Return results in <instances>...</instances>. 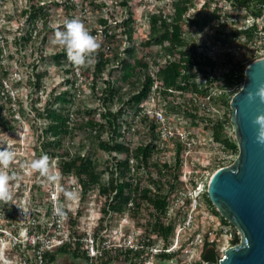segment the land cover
Masks as SVG:
<instances>
[{
	"label": "trees",
	"instance_id": "trees-1",
	"mask_svg": "<svg viewBox=\"0 0 264 264\" xmlns=\"http://www.w3.org/2000/svg\"><path fill=\"white\" fill-rule=\"evenodd\" d=\"M191 2L192 0H175L173 13H165L162 7L148 12L150 31L148 39L141 43L144 47L142 51L138 50L134 38L133 23L136 19L131 11L127 18L116 22L114 26L111 22L116 19L103 15L99 17V26L107 31V38L104 41L109 45L107 47L108 45L101 43L96 62L90 66L94 72L91 88L98 91V96L104 104V110L100 112L99 117L93 116L96 108L77 110L73 108L76 93L72 91L75 82L71 78L66 82L67 84L73 82L72 88L58 91V87H53L47 95L43 109H38L36 103L40 100L42 81L48 72L37 71L34 66L29 76L28 86L38 94L32 98V108L36 111L37 117L44 121L42 135L38 136L40 153L48 155L51 159L58 158L61 172L64 175L72 174L78 179L82 198L98 188L100 194L105 197L100 230L105 228L106 217L112 213L126 211L132 212L134 216H140V219L144 220L141 224L146 232L157 235L166 243L175 230V223L167 213L169 198L181 180L178 168L183 164L184 143L175 140L177 148L173 160L161 162L158 159V155L166 150V147L162 145L164 143L158 130V122L144 113L143 105L153 93V87L157 82L159 84L155 92L161 97V105L167 114H184L194 126L204 124L205 128L212 132L213 140L219 143L225 152L230 151L235 156L239 154L237 139L230 136V131H234V125L231 121L230 106L233 96L229 89L236 87L239 91L242 88L245 68L240 56L245 57L248 53L243 52L240 55V51L225 52L220 53L217 58H212L206 53L204 44L198 40L200 33L206 28L213 30L214 39L224 38V44L237 37L254 39L258 26L245 30L228 21H217L225 3H228L233 11L246 7L255 14H260L262 11L257 10V4L264 0H207L204 7L194 15L188 13L192 6ZM122 4L128 5V1H123ZM44 8V5L32 4L24 11L25 14L29 13L27 20L32 24L39 20L40 13H44L45 20L40 34L47 33L50 28L48 13L44 12ZM36 26L37 24L27 35L19 37L16 43L30 41ZM98 29L93 28L90 33L94 35ZM44 38H47V34ZM114 42L121 45L128 42L129 45L113 55ZM154 47L159 49L155 51ZM3 52V46L0 44V130H8L16 125V111L24 113L25 110L21 99H16L20 105L19 109H16L17 103H14L13 97L6 91L5 80L8 78V72L2 67ZM53 58L57 64L69 63L70 68L66 71L76 75V67L67 60L64 49L57 51ZM109 68L111 77L104 79L102 74ZM113 68L120 69L121 74L117 79L112 78ZM102 79L105 80V85L98 90V81ZM21 82L19 79L18 84ZM220 89L223 90L221 93L213 94V90ZM33 92L31 91V96L36 94ZM192 93L202 97L211 95L209 102L216 110L204 111L194 102ZM111 103L120 105L117 109H112ZM81 130L86 134L75 152L61 151L65 139L68 136L75 138ZM140 132L144 140L134 141L133 135ZM93 142H97L98 147L108 153L106 169H101L91 154L83 151ZM107 172L108 179H104ZM204 200L211 205L223 223L234 228L235 234L231 239V245L238 244L239 231L218 212L210 200L207 189L204 191ZM145 208L146 216L143 213ZM76 221L73 219L74 224ZM59 254H71L89 264L87 256L80 252V243L75 249L65 244L56 252L46 251L44 256L51 264L57 260ZM109 254L107 251L105 261L99 264H113ZM171 256L163 254L158 260L164 258L172 260ZM202 258L203 262H218L213 243H206ZM125 259L128 261L129 257L126 256Z\"/></svg>",
	"mask_w": 264,
	"mask_h": 264
},
{
	"label": "rangeland",
	"instance_id": "rangeland-1",
	"mask_svg": "<svg viewBox=\"0 0 264 264\" xmlns=\"http://www.w3.org/2000/svg\"><path fill=\"white\" fill-rule=\"evenodd\" d=\"M94 1V2H93ZM123 1H128V5H123ZM175 0H0V38L5 40V43H1L3 46V65L4 70L8 72L6 90L13 97L14 103H17L16 109H19L20 105L16 99H21L25 112L16 111L15 127L13 129L0 130V141L11 144L17 152L16 160L11 165L9 171L15 172L19 179L13 182V200L8 204L0 203V264H18L25 254L29 258L35 254L33 246H27L26 240L29 239V227L28 222L32 220V217H36L41 223L47 224L48 235L57 236L58 232L51 226L52 217L48 212L50 203L53 197L57 195H63L64 191H74L76 193V199L73 201H67L63 195L64 205L69 207L73 211H81L77 216L79 219L80 227L82 230L95 228L98 223L101 224L102 208L105 203V197L100 194L98 188L90 192L85 198H81V189L79 181L74 175H64L59 166L58 158H50V166L56 175L60 177L56 183H49L41 177L38 173L27 171L23 165L26 161L37 159L43 154L40 153L39 144L40 140L38 136L43 131L44 121L42 118L37 117L36 111L32 108V98L37 97L38 94L35 90H32L28 86L29 76L33 72L34 66L37 71H47L48 74L42 81V89L39 92L40 100L36 103L38 109H43L46 104L47 95L53 87H58V91H63L66 88H72V83L67 84L69 78L75 82L72 91L76 93V101L74 103V109H85L87 107L96 108V112L93 116L99 117L100 112L104 110V104L102 99L99 98L98 91L92 90L91 83L94 78V72L92 67L76 69V75L72 72H67V68H70L69 63L57 64L54 61L53 55L62 50L59 46L51 43L54 38L56 30H64V22L73 18L80 19L89 31L93 28H103L99 26L98 19L101 15L106 17H112L116 19L111 22L112 26L116 25V22L125 19L129 15V11L132 12L136 21L133 23L135 29L134 38L138 46V50L144 49L141 43L148 39L149 35V22L148 12L155 10L157 7H162L165 13H173ZM93 2V3H92ZM205 0H192L188 13L194 15V13L200 11L204 7ZM103 3L106 5L104 6ZM34 5H44V12L48 13V24L50 28L47 33L40 34L39 31L42 28V23L45 20L44 13H40L39 20L32 24L28 21L29 13L25 14V9ZM97 4V5H96ZM214 7V5H213ZM33 31V38L26 42L16 43V40L20 35H27L28 31L35 27ZM185 28V24H183ZM120 32V28H118ZM47 34V38L44 36ZM100 43L107 45L103 38H98ZM221 42L224 38H219ZM228 41V40H227ZM26 42V43H25ZM238 43V42H236ZM240 43H243L242 41ZM129 43L124 45L114 42L112 45L113 55L118 50H123L128 47ZM149 48H145L148 50ZM159 47H154V50H158ZM239 49V48H238ZM241 53H248L247 56L242 57L243 67H246L255 59L260 58V54L254 49L249 48L245 43L241 45V49L238 50ZM152 59V58H151ZM80 72V75L78 72ZM1 72V68H0ZM110 68L103 72L104 79L110 78ZM112 78L117 79L121 74L119 68H113ZM19 79L22 80L18 84ZM105 85V80L98 81V90H101ZM75 87V88H74ZM31 91H34V96L30 95ZM229 93L233 96L238 89L232 87L229 89ZM120 104L111 103L112 109H117ZM147 107L163 108L165 113L167 111L161 105L160 98L154 97L146 99L143 102ZM169 120L172 121V130L176 133L182 130H190L191 138L194 143L190 149L184 148L183 150V164L178 168L181 177L186 174H191L193 179H197L204 189H207L209 181L212 175L219 169L220 166H226L233 163L237 157L232 152H225L223 148L213 140L212 132L205 128L204 124L194 126L191 124L189 117L184 114H167ZM81 121V119L79 120ZM86 132L80 131V134L75 138L68 136L64 141V148L61 151L75 152L76 148L80 145ZM134 141H143L142 133H135ZM230 136L236 137L233 130L230 131ZM107 137V135H105ZM163 146L166 150L158 155V159L161 162L165 160H173V156L176 151V138H171L166 141L162 138ZM185 146V145H184ZM86 153H90L94 161L100 164L101 169H106L108 153L98 147L97 142L90 143L83 150ZM109 173L105 174L104 179H108ZM194 181V180H193ZM192 181V182H193ZM186 184L191 186V183H185L180 180L175 188L186 187ZM204 191L201 201L203 203L202 213L198 218L201 222L202 232L216 233L215 237L212 236L213 245L216 247L218 255V261L225 255V250L231 246L232 237L230 234H225L222 229H216L218 221L221 218L212 210L211 205L207 204L204 200ZM174 192V194H175ZM173 193V192H172ZM174 194H171L173 199ZM173 195V196H172ZM181 203V202H180ZM184 207V204H183ZM185 208V207H184ZM183 208V209H184ZM146 208L143 210L145 216L147 215ZM50 211V210H49ZM71 212V213H72ZM142 217V216H141ZM144 220L140 219V216H134L132 212L126 211L124 213H112L111 216L106 217L105 236L107 240H110L113 244H118L120 239L125 233H131L135 229L137 231L144 230L141 223ZM26 223V224H25ZM79 229V232L82 231ZM4 232H3V231ZM66 230V229H65ZM232 236L234 237L235 230L231 227ZM189 232H192L189 230ZM209 236V234H208ZM21 238L22 242L13 248V243ZM74 248V247H73ZM58 251V250H56ZM109 257L112 260L124 259L122 253H115V247H111L108 251ZM172 255V256H171ZM176 254L167 253V256L176 258ZM191 261L202 264V254H195L192 252ZM60 260L65 256L59 254ZM185 260L181 264H186L189 258L183 255ZM188 259V260H187ZM81 260V259H80ZM78 260V261H80ZM105 259H98L88 261L89 264H99ZM167 261V260H165ZM176 259L173 260L175 263ZM113 262V261H112Z\"/></svg>",
	"mask_w": 264,
	"mask_h": 264
},
{
	"label": "built area",
	"instance_id": "built-area-1",
	"mask_svg": "<svg viewBox=\"0 0 264 264\" xmlns=\"http://www.w3.org/2000/svg\"><path fill=\"white\" fill-rule=\"evenodd\" d=\"M206 1L207 0H205V2ZM257 10L262 12L260 14H255L250 8L246 7L233 11L231 10L230 5L225 3L221 16L217 21H228L230 24L245 30L258 26L255 31L254 39L248 40L243 37H237L224 44L220 40L214 39L212 36V29L210 30L206 28L199 35V43L204 44L206 53L212 58H217L220 53L238 51L241 49L243 43L249 46V48L254 49L260 54V57L264 56V25L262 21L264 2L257 4ZM21 36L23 35H20V37ZM94 36L105 40L107 38V31L104 28H99L96 33H94ZM241 41L243 43H240ZM0 42L5 43V40H1L0 38ZM107 47H109V45ZM77 72L80 75V72ZM6 80L5 85L7 84ZM158 84L159 82L153 87V93L148 99L158 97L161 102V97L155 92ZM222 91L223 90L221 89L213 90V94L221 93ZM191 96L194 102L200 105L204 111L213 112L216 110L209 102L211 95L202 97L198 94L192 93ZM144 113L149 114L156 119L161 138L169 141L171 138L175 137L184 143L185 150L192 147L194 140L191 138V131L182 130L178 131V133L174 132L172 130V121L169 120V117L163 108L144 106ZM132 162L134 161L132 160ZM181 181L185 183L189 182L191 183V186L186 184V187L176 189V192L174 189L172 193L174 194L175 192L173 199L171 196L169 198V210L167 216L174 221L176 227L167 243L155 234H148L145 229H142L141 231L135 229L131 233H125L118 244H113L110 240L106 239L104 233L106 227L100 230V223H98V225L92 230H82V227H80L79 224V219L76 221V224L73 223V219L77 220L79 210L72 212L69 207L64 205L63 195L61 194L53 197L48 209L50 210V215L52 217L51 226L58 232L57 236H51L46 233L50 223L44 224L38 221L36 217H32V220L27 224L29 227V233L32 234L29 235V239H27L26 242L27 246H33V248L36 249V252L34 253L35 255L32 256L33 259L25 254V257L23 256L18 264H49L44 256L46 251L56 252V250L65 244H69L72 249H75L78 247V243H80V252L87 256L91 262L93 260L105 259V253L109 251L111 247H115V253H122L124 257H129V264H154L155 261H158L161 255L167 253H178L176 258H172V261L176 259L174 264L183 263L185 260L183 255H186L190 260V258L193 257V251H195V254L203 255L206 243H213L212 236L215 237L216 235L215 231L214 233H211L210 231L208 233H203L201 222L198 221V218L202 213L203 203L201 198L204 189L202 185L198 183L197 179H193L191 174H186L184 177L182 176ZM183 204L185 208L183 207ZM54 205L64 206L66 216L63 219H60L53 214ZM38 224L40 225L39 228L37 227ZM231 227V225L219 220L216 229H222L225 234H230V236L233 237ZM78 228H80L82 233L79 232ZM189 230L192 232H189ZM21 242L22 239L17 238L13 243V248ZM111 261L113 260L111 259ZM186 264L199 263L190 260Z\"/></svg>",
	"mask_w": 264,
	"mask_h": 264
},
{
	"label": "water",
	"instance_id": "water-1",
	"mask_svg": "<svg viewBox=\"0 0 264 264\" xmlns=\"http://www.w3.org/2000/svg\"><path fill=\"white\" fill-rule=\"evenodd\" d=\"M262 21L264 25V14ZM261 89L264 56L246 67L243 86L230 101L239 154L215 171L207 187L218 212L239 231L240 242L228 247L218 262L202 264H264V143L257 141L260 126L255 123L264 115Z\"/></svg>",
	"mask_w": 264,
	"mask_h": 264
},
{
	"label": "clouds",
	"instance_id": "clouds-1",
	"mask_svg": "<svg viewBox=\"0 0 264 264\" xmlns=\"http://www.w3.org/2000/svg\"><path fill=\"white\" fill-rule=\"evenodd\" d=\"M51 43L63 48L67 60L78 69L93 65L101 48L98 37L91 34L85 23L78 18L66 20L64 30H56ZM258 95L264 98V89H261ZM255 123L260 126L257 141L264 143V115L258 116ZM16 156L17 152L11 144L0 141V203L8 204L13 200V182L19 177L9 169L16 160ZM23 167L29 172L38 173L49 183H56L60 179L51 168L50 157L46 154L26 161ZM63 195L67 201L76 199L74 191H64ZM53 214L63 219L66 216L64 206L54 205Z\"/></svg>",
	"mask_w": 264,
	"mask_h": 264
},
{
	"label": "flooded vegetation",
	"instance_id": "flooded-vegetation-1",
	"mask_svg": "<svg viewBox=\"0 0 264 264\" xmlns=\"http://www.w3.org/2000/svg\"><path fill=\"white\" fill-rule=\"evenodd\" d=\"M63 255L65 257L62 258L61 260L58 257L57 260L55 261V264H87V262L84 259L80 260L79 258H76L71 254H63ZM78 260H80V261H78ZM165 260H167V261H165ZM115 261L120 262V263H123V262L127 263V260L125 259V257H124V259L120 258V260H118V261L114 260V262ZM154 264H174V262L172 260H168V259L164 258V259H160L158 261H155Z\"/></svg>",
	"mask_w": 264,
	"mask_h": 264
},
{
	"label": "crops",
	"instance_id": "crops-1",
	"mask_svg": "<svg viewBox=\"0 0 264 264\" xmlns=\"http://www.w3.org/2000/svg\"><path fill=\"white\" fill-rule=\"evenodd\" d=\"M112 263H113V264H129L128 261H127V263H124V262H123V263H120V262H116V261H115V262L113 261ZM53 264H55V262H54Z\"/></svg>",
	"mask_w": 264,
	"mask_h": 264
}]
</instances>
